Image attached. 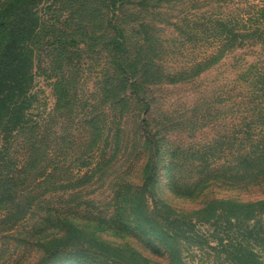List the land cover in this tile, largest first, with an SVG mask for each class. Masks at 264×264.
I'll return each mask as SVG.
<instances>
[{
	"label": "rangeland",
	"instance_id": "374dc122",
	"mask_svg": "<svg viewBox=\"0 0 264 264\" xmlns=\"http://www.w3.org/2000/svg\"><path fill=\"white\" fill-rule=\"evenodd\" d=\"M249 3L260 0L43 1L33 90L36 106L49 113L46 202L10 212L0 204V264H84L74 256L93 251L119 263L135 253L166 264L159 241L145 229H127L133 221L128 200L155 163L159 173L149 189L160 211L185 220L202 219L199 212L211 202L264 199V183L173 191L171 181L172 155L186 153L182 144L201 138V130L217 140L226 127L246 122L247 108H229L245 97L226 85L256 62L260 48L246 42L230 49L209 23L216 14L241 16ZM145 118L150 133L141 134ZM145 205L152 208L149 198ZM136 208L142 218L139 202ZM52 240L61 250L54 259L41 247ZM179 249L187 264H201L210 254L193 244Z\"/></svg>",
	"mask_w": 264,
	"mask_h": 264
},
{
	"label": "trees",
	"instance_id": "16d2710c",
	"mask_svg": "<svg viewBox=\"0 0 264 264\" xmlns=\"http://www.w3.org/2000/svg\"><path fill=\"white\" fill-rule=\"evenodd\" d=\"M43 1L8 0L0 4V204L9 212L26 202V209L46 202L44 184L50 175L49 129L46 128L49 113L44 115L36 106L33 90L34 47L41 35L39 15ZM114 9L112 1L113 13ZM247 9L235 18L216 14L209 23L213 36L227 43L230 49L237 43L242 47L246 42L260 48L261 55L256 62L249 63L242 69L240 78L231 79L226 85L230 94L245 97L246 100L229 108H247L246 122H240L238 127L232 125L231 129L226 127L227 134L220 133L217 140L201 130V138L182 144L186 153L181 150L180 154L172 155L173 191L186 185L191 190H206L214 183L227 186L264 183V0H260L259 6L249 3ZM112 27L120 36V31ZM58 41L61 39L51 44L57 45ZM118 67L121 75L128 74L124 64L120 62ZM131 83L137 91V83ZM146 125H149L147 119H142L141 134L150 133ZM195 128L194 125V131ZM220 138L224 141L220 142ZM158 173L155 163L136 188L137 193L131 197L134 199L128 200L131 207L127 215L134 226L129 223L126 227L131 231L145 229L150 237L159 241L166 264H187L188 258L182 255L179 244H193L200 250L210 251L208 259L200 258L201 264H264V222L260 220L264 199L242 204L211 202L214 205L208 204L199 212L202 219L185 220L160 211L149 189ZM34 192L39 193L38 196H34ZM145 198L150 199L151 209L145 205ZM138 202L142 218L135 217ZM49 214L45 213L41 219L47 220ZM59 246L53 240L41 244L44 255L50 259L61 253ZM101 249L108 252L106 248ZM93 252L74 257L83 259L84 264H150L148 259L135 253L132 259L119 263L103 253Z\"/></svg>",
	"mask_w": 264,
	"mask_h": 264
}]
</instances>
